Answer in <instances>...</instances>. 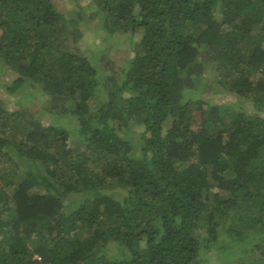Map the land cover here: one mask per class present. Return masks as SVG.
I'll return each mask as SVG.
<instances>
[{"label":"trees","instance_id":"16d2710c","mask_svg":"<svg viewBox=\"0 0 264 264\" xmlns=\"http://www.w3.org/2000/svg\"><path fill=\"white\" fill-rule=\"evenodd\" d=\"M82 11L0 0V264H264V0Z\"/></svg>","mask_w":264,"mask_h":264},{"label":"rangeland","instance_id":"374dc122","mask_svg":"<svg viewBox=\"0 0 264 264\" xmlns=\"http://www.w3.org/2000/svg\"><path fill=\"white\" fill-rule=\"evenodd\" d=\"M87 1L88 0H52V4L55 7L57 6L63 12L76 11L77 13H79L77 15V18L79 20H81V23H83L85 25H87L88 23H91L92 26H89V27H87L88 25L84 26L86 33L84 34L83 38L79 42L80 49L84 54L88 55V57H91V56L94 57L97 62L103 60V58H104V60L106 59L107 61H112L116 57L121 59L123 49H126L129 52V49H128L129 44L127 43V40H126L128 36L126 35V33H113V34L104 33L105 32L104 30L99 29L100 25H102V21L98 20V18L94 19L91 22H88L87 14L82 11V7L85 6ZM92 49H95L93 51L94 53L92 52ZM128 55H129V53H128ZM0 93H2L1 89H0ZM215 101L221 102L222 99L218 98ZM93 102H96V101L93 100ZM34 109H36V108L34 107ZM65 121H66V119H65ZM71 128H72V126L69 127V129H71ZM140 131L141 130L139 128H137V130L135 131L136 133L134 134V138L132 137V139H131L132 143L137 144L138 142H141V140H139L140 139L139 138L140 137V134H139ZM25 177H26V173L22 171L16 180H17V182H20ZM111 189H118L115 191L121 192L119 194V192L116 193V192H113L114 190H111V192H113L117 195H121V194L125 193L123 186L121 187L119 184L111 185ZM71 200H72V202L78 201L76 196L75 197L72 196ZM72 205L73 204H71V205L68 204L67 207H72ZM227 235L228 234H226L225 236H227ZM220 254H222V252H220L218 255H220ZM246 256L248 257V259L251 258L253 260H255V257H256L254 255L253 251H251V253L247 254ZM218 261H225V260L224 259L216 260V259H214V256L209 255L208 259L206 258L205 261L203 260L199 264H217ZM228 262H229V264H231V263L236 264L238 261H234V260L231 261L230 260Z\"/></svg>","mask_w":264,"mask_h":264}]
</instances>
